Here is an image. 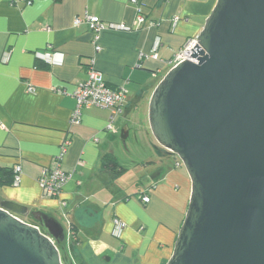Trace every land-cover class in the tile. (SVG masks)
I'll list each match as a JSON object with an SVG mask.
<instances>
[{
  "label": "crops",
  "instance_id": "1",
  "mask_svg": "<svg viewBox=\"0 0 264 264\" xmlns=\"http://www.w3.org/2000/svg\"><path fill=\"white\" fill-rule=\"evenodd\" d=\"M137 3L33 0L26 5L25 0H0V168L19 165L22 170L17 187H0V203L28 209L20 219L29 224L31 212L58 221L65 236L62 252L70 264H166L188 208L189 177L177 157L159 145L150 146L152 156L145 162L134 164V182L124 178L126 169L112 178L101 170V161L107 154L117 160L114 147L131 131L121 130L120 118L150 99L173 56L188 39L198 37L216 0ZM138 7L145 23L136 26ZM84 13L134 30L100 32L101 51L95 52L86 24L73 25ZM156 39L160 47L153 59ZM48 49L63 55L61 64L36 57ZM91 62L109 87L127 90L123 112L112 124L111 111L98 107L82 110L79 123L70 122L76 106L71 94L86 79ZM145 138L150 140L148 134ZM65 143L58 165L69 179L60 195L47 197L39 180L44 169L56 165ZM115 218L125 224L118 237L112 234Z\"/></svg>",
  "mask_w": 264,
  "mask_h": 264
},
{
  "label": "water",
  "instance_id": "2",
  "mask_svg": "<svg viewBox=\"0 0 264 264\" xmlns=\"http://www.w3.org/2000/svg\"><path fill=\"white\" fill-rule=\"evenodd\" d=\"M196 40L148 102L154 139L191 183L166 264H264V0H216ZM28 214L0 203V264H64L61 224Z\"/></svg>",
  "mask_w": 264,
  "mask_h": 264
},
{
  "label": "built area",
  "instance_id": "3",
  "mask_svg": "<svg viewBox=\"0 0 264 264\" xmlns=\"http://www.w3.org/2000/svg\"><path fill=\"white\" fill-rule=\"evenodd\" d=\"M17 0H14V2ZM33 0H25L26 5H30ZM133 4H138L137 0H131ZM178 19L174 20V25ZM82 23L86 24L88 30L92 35V43L94 44L95 52L101 51V46L98 43L99 34L104 30L125 31L130 32L134 30L133 26L125 23H108L103 22L97 16H92L84 13L83 17L75 18L73 25L79 26ZM145 23V18L141 9L137 8V16L135 24L139 26ZM197 44L195 38L188 39L184 46L173 56L170 61L171 67L179 64L184 60L190 59L192 54L191 49ZM160 47V40L156 39L152 47L151 58L158 59V49ZM36 57L43 62L50 64H61L63 55L52 50H46L37 53ZM7 58V54H6ZM72 97L75 99V109L71 113L70 122L77 124L80 121L82 110L90 107H98L102 109H109L111 111V124L116 117L123 112V107L127 101V90L123 85L111 88L106 83L103 75L99 72L91 62L86 68V79L76 84ZM1 126V125H0ZM111 126L109 125V128ZM67 143L63 144L59 156L55 159V166L49 169H44L39 180L40 188L47 197H57L60 195L64 184L69 179L68 173H65L59 168L58 163L62 156L66 153ZM22 170L19 165L13 168V186H18L21 182ZM142 201L149 202V197H142ZM112 234L116 237L120 236V232L125 228V224L119 219H113Z\"/></svg>",
  "mask_w": 264,
  "mask_h": 264
},
{
  "label": "rangeland",
  "instance_id": "4",
  "mask_svg": "<svg viewBox=\"0 0 264 264\" xmlns=\"http://www.w3.org/2000/svg\"><path fill=\"white\" fill-rule=\"evenodd\" d=\"M145 99V102L141 104V106H133L134 108H132V111L128 115H125V119L121 117V122L119 121V126H121V130H123L124 127L130 128L131 130L129 138L124 143L121 139H119L116 143V146L114 147L119 165L123 169H126V171H128V175H125L124 177L126 178L127 182H134L133 180H135V178H132L131 176L133 175L132 168L134 164L137 162H145L148 156H152V149L150 148V146H158V143L154 139L149 127L147 103V101L149 102L148 96ZM146 134L149 135L150 140L146 138L144 140ZM134 137L136 139H134ZM178 163L181 164L180 160H178ZM124 178L121 179V183H124ZM26 220L31 223L35 222L30 215L26 217ZM59 251L60 255L63 256L64 253L62 252V248H60Z\"/></svg>",
  "mask_w": 264,
  "mask_h": 264
},
{
  "label": "trees",
  "instance_id": "5",
  "mask_svg": "<svg viewBox=\"0 0 264 264\" xmlns=\"http://www.w3.org/2000/svg\"><path fill=\"white\" fill-rule=\"evenodd\" d=\"M101 170L111 175L112 178H117L118 176L122 175L125 172V169H123L118 164L116 158L111 154H107L103 156L102 161H101ZM12 182H13V169L0 168V187L13 186ZM33 225H37V224L34 223ZM61 245H62L61 243L57 244L58 249L61 248ZM72 245H74V243ZM61 257H62V262L64 264L71 263L70 260H68L69 258H67L66 256L63 255Z\"/></svg>",
  "mask_w": 264,
  "mask_h": 264
},
{
  "label": "flooded vegetation",
  "instance_id": "6",
  "mask_svg": "<svg viewBox=\"0 0 264 264\" xmlns=\"http://www.w3.org/2000/svg\"><path fill=\"white\" fill-rule=\"evenodd\" d=\"M31 216V215H30ZM32 217V216H31ZM33 218V217H32ZM34 223H36V222H34ZM38 226H40V227H42V229H43V226H41L39 223H36Z\"/></svg>",
  "mask_w": 264,
  "mask_h": 264
}]
</instances>
